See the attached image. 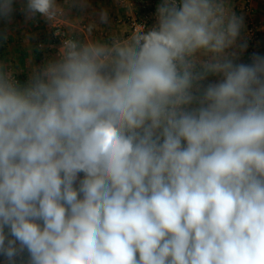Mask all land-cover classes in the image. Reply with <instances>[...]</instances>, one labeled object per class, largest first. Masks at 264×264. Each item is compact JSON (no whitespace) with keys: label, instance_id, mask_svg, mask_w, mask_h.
Wrapping results in <instances>:
<instances>
[{"label":"clouds","instance_id":"9594fccd","mask_svg":"<svg viewBox=\"0 0 264 264\" xmlns=\"http://www.w3.org/2000/svg\"><path fill=\"white\" fill-rule=\"evenodd\" d=\"M20 3L53 26L86 6ZM243 27L229 0H159L151 27L65 36L24 82L0 62L5 264H264V54L241 60Z\"/></svg>","mask_w":264,"mask_h":264},{"label":"crops","instance_id":"0c3cea01","mask_svg":"<svg viewBox=\"0 0 264 264\" xmlns=\"http://www.w3.org/2000/svg\"><path fill=\"white\" fill-rule=\"evenodd\" d=\"M229 2L236 15L242 16L244 20L238 43H246L247 49L242 53L241 60L247 62L253 52L264 54V0H254L251 11L244 9L245 0H229ZM58 3L69 8L71 0H58ZM84 3L85 7L78 5L72 7L65 13L67 18L58 21L63 22L79 39H106L110 33L126 35L131 30L130 21L133 18L149 15V27H151L154 23L155 6L159 0L155 1L148 10L142 6L141 0H84ZM14 7L16 11L13 13L11 23L0 20V34L8 37L5 40L3 35H0V62L8 65L17 73V79L24 82L32 66L34 64L39 66L47 58L55 57L59 46L53 38V25L39 14L32 20H26L20 11V0H17ZM105 10L109 22L100 24L99 15ZM93 22H96L100 28L89 35L88 29ZM252 24L258 29V36L253 40L247 34V29ZM0 264H5L2 257Z\"/></svg>","mask_w":264,"mask_h":264},{"label":"built area","instance_id":"2783aa9c","mask_svg":"<svg viewBox=\"0 0 264 264\" xmlns=\"http://www.w3.org/2000/svg\"><path fill=\"white\" fill-rule=\"evenodd\" d=\"M155 1L158 0H141L142 6L148 10L150 7L152 8ZM254 0H245L244 9L246 11H251L252 4ZM152 13V12H151ZM136 24H144L145 26L149 27V15L144 16L143 18H133L130 21V27L131 30H133L136 26ZM59 32L60 34H57ZM53 38L56 42V44L60 47L61 41L65 38V36H72L73 38H78L72 31H70L66 25L61 22L57 21L55 26H53L52 29ZM247 34L250 39H255L258 36V29L256 25H250L247 29Z\"/></svg>","mask_w":264,"mask_h":264}]
</instances>
